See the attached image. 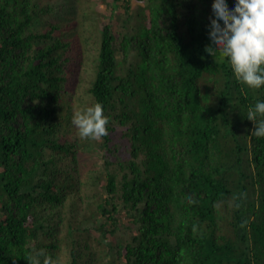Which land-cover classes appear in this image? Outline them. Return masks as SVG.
Masks as SVG:
<instances>
[{
  "label": "trees",
  "instance_id": "obj_1",
  "mask_svg": "<svg viewBox=\"0 0 264 264\" xmlns=\"http://www.w3.org/2000/svg\"><path fill=\"white\" fill-rule=\"evenodd\" d=\"M214 4L0 0V264H264V87L207 53Z\"/></svg>",
  "mask_w": 264,
  "mask_h": 264
},
{
  "label": "clouds",
  "instance_id": "obj_2",
  "mask_svg": "<svg viewBox=\"0 0 264 264\" xmlns=\"http://www.w3.org/2000/svg\"><path fill=\"white\" fill-rule=\"evenodd\" d=\"M209 55L229 60L236 79L250 88L264 87V0H234L230 8L226 0H215L210 20ZM264 100H258L247 113L255 123L253 134L264 137ZM109 117L102 104L96 103L77 112L73 124L84 138L99 139L108 135ZM41 257L43 258L41 260ZM30 264H58L57 259L40 250L29 259Z\"/></svg>",
  "mask_w": 264,
  "mask_h": 264
},
{
  "label": "rangeland",
  "instance_id": "obj_3",
  "mask_svg": "<svg viewBox=\"0 0 264 264\" xmlns=\"http://www.w3.org/2000/svg\"><path fill=\"white\" fill-rule=\"evenodd\" d=\"M98 160H99V157L94 158V161H98ZM124 221H127V218H124Z\"/></svg>",
  "mask_w": 264,
  "mask_h": 264
}]
</instances>
